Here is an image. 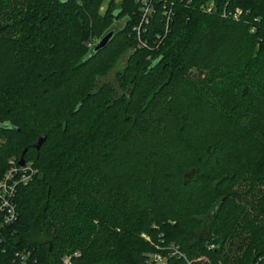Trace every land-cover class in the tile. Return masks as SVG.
<instances>
[{
	"label": "trees",
	"instance_id": "1",
	"mask_svg": "<svg viewBox=\"0 0 264 264\" xmlns=\"http://www.w3.org/2000/svg\"><path fill=\"white\" fill-rule=\"evenodd\" d=\"M105 1L0 0V264H264V0Z\"/></svg>",
	"mask_w": 264,
	"mask_h": 264
},
{
	"label": "built area",
	"instance_id": "2",
	"mask_svg": "<svg viewBox=\"0 0 264 264\" xmlns=\"http://www.w3.org/2000/svg\"><path fill=\"white\" fill-rule=\"evenodd\" d=\"M151 3V0H148ZM147 4V3H146ZM145 4V5H146ZM153 13V7L147 4L142 10V21H147ZM241 14L239 9L236 10V17ZM91 47V45H88ZM38 175V170L34 168L32 162L23 164H11L5 171L2 179L0 180V233L4 228L13 225L19 219L17 195L21 187L31 183ZM6 238L1 235L0 242L5 241ZM29 253L16 252V256L20 263H25ZM63 264H71L69 257L63 259ZM150 264H165V259L158 255L153 254L150 256Z\"/></svg>",
	"mask_w": 264,
	"mask_h": 264
},
{
	"label": "water",
	"instance_id": "3",
	"mask_svg": "<svg viewBox=\"0 0 264 264\" xmlns=\"http://www.w3.org/2000/svg\"><path fill=\"white\" fill-rule=\"evenodd\" d=\"M113 36V32H110L109 34H107L105 37H103L96 45L95 47V52H98L102 49H104L110 42L111 38ZM45 140V136H42L38 139V141L36 142V144L34 145V147L36 149H39L40 146L42 145V143L44 142ZM24 160L22 159L20 161V164H23Z\"/></svg>",
	"mask_w": 264,
	"mask_h": 264
},
{
	"label": "rangeland",
	"instance_id": "4",
	"mask_svg": "<svg viewBox=\"0 0 264 264\" xmlns=\"http://www.w3.org/2000/svg\"><path fill=\"white\" fill-rule=\"evenodd\" d=\"M118 1L121 2L120 0H118ZM107 2H108V1L106 0V1H105V7H106V3H107ZM43 4L45 5V3H43ZM23 5H24L23 7L25 8L26 4L23 3ZM46 7L49 8V7H50V4H46ZM105 7L102 8V12L105 11ZM46 10H47V9H46ZM48 10H49V11H52V7L49 8ZM24 11H25V9H24ZM89 42H90V41H89ZM89 42H88V43H89ZM122 65H123V64H121V65L119 66L118 69H120V68L122 67ZM116 71H117V70L113 71V72L107 77V81H108V82L114 84V82H115V81H114V76H115ZM198 74H199V71L196 70V69H192L191 72H190V76H197Z\"/></svg>",
	"mask_w": 264,
	"mask_h": 264
}]
</instances>
